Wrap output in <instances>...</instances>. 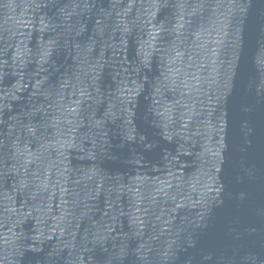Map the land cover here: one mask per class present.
I'll use <instances>...</instances> for the list:
<instances>
[{"label": "water", "instance_id": "obj_1", "mask_svg": "<svg viewBox=\"0 0 264 264\" xmlns=\"http://www.w3.org/2000/svg\"><path fill=\"white\" fill-rule=\"evenodd\" d=\"M0 264H264V0H66L2 34Z\"/></svg>", "mask_w": 264, "mask_h": 264}]
</instances>
